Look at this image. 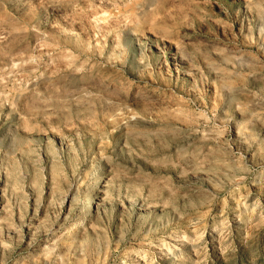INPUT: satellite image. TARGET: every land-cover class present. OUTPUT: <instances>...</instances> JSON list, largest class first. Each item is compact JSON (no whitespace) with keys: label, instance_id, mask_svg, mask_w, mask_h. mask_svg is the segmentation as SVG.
Masks as SVG:
<instances>
[{"label":"rangeland","instance_id":"374dc122","mask_svg":"<svg viewBox=\"0 0 264 264\" xmlns=\"http://www.w3.org/2000/svg\"><path fill=\"white\" fill-rule=\"evenodd\" d=\"M0 264H264V0H0Z\"/></svg>","mask_w":264,"mask_h":264}]
</instances>
